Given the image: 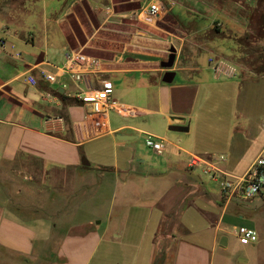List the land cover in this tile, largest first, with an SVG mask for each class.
Listing matches in <instances>:
<instances>
[{
	"label": "crops",
	"instance_id": "0c3cea01",
	"mask_svg": "<svg viewBox=\"0 0 264 264\" xmlns=\"http://www.w3.org/2000/svg\"><path fill=\"white\" fill-rule=\"evenodd\" d=\"M157 2L169 25L150 44L127 42L96 56L103 72L80 85L111 81L119 110L89 115L70 77L66 86L45 79L68 53L83 51V18L111 29ZM172 53L173 65L164 66ZM216 58L235 63L238 75L217 79ZM226 96L231 114H207L208 100ZM256 102L264 105V0H0V264H234L233 257L258 264L262 194L226 201L201 170L188 169L191 153L223 154L224 169L244 174L264 154V139L257 143L254 134L264 127ZM217 132L230 133L216 146L221 151ZM147 136L162 139L165 151L149 150ZM252 147L258 153L245 155ZM233 215L250 217L259 239L233 242V252L222 254L237 238L226 223ZM52 238L55 256L43 263Z\"/></svg>",
	"mask_w": 264,
	"mask_h": 264
},
{
	"label": "built area",
	"instance_id": "2783aa9c",
	"mask_svg": "<svg viewBox=\"0 0 264 264\" xmlns=\"http://www.w3.org/2000/svg\"><path fill=\"white\" fill-rule=\"evenodd\" d=\"M160 3H149L143 6L138 16L141 18H156L161 15ZM104 63L102 59L84 53L83 51H72L68 53L67 59L61 67L55 71L45 73V79L50 83L66 86L64 76L79 86L77 97L89 107L88 114L101 117L108 109H120V104L113 97L114 84L109 80L102 81L100 87H80L89 74L103 72ZM211 69L217 79H231L238 75V66L225 58L212 59ZM36 82L35 79H32ZM102 123L100 119L97 123ZM100 123V124H101ZM146 145L151 147L157 154H162L166 147L162 139L147 136ZM225 155H212L204 157L198 153H191L188 159L189 170H201L219 185L223 198L226 201H247L257 197L264 192V154L258 156L250 165L249 169L242 175H236L224 169L221 164L225 162ZM236 235L241 244L248 245L256 243L259 239L257 229L249 225L234 226Z\"/></svg>",
	"mask_w": 264,
	"mask_h": 264
},
{
	"label": "rangeland",
	"instance_id": "374dc122",
	"mask_svg": "<svg viewBox=\"0 0 264 264\" xmlns=\"http://www.w3.org/2000/svg\"><path fill=\"white\" fill-rule=\"evenodd\" d=\"M146 6V5H145ZM129 9L133 8L132 6H127ZM136 8V7H135ZM139 10L138 12H135L128 16L126 19L123 20V22H113V26L109 28H100L95 29L91 27L87 19L83 18L82 24L83 28L78 26L79 30H83L85 28V32L81 31L78 39L81 41V43L84 45L83 52L89 55L98 56V57H110L112 54H114L116 51H120L125 43L127 42H135V43H143V44H150L152 37H154V31L158 29V27H165L168 26L169 22L165 20L163 17H156V18H141L138 16V13L142 9V5L137 7ZM172 25V24H171ZM114 28V29H113ZM135 33V34H134ZM106 49V50H104ZM128 55H132V52H126ZM229 60V59H228ZM231 61V60H230ZM232 62V61H231ZM260 95L256 96V99H258ZM256 110L258 112L264 113V105H260L258 102H256ZM207 114L211 113L213 111H216L218 114L219 112H225L226 114L230 113L234 110L232 100H230L227 96L221 97L217 100L210 99L207 101L206 107L204 109ZM220 116V115H219ZM261 124V123H260ZM217 139L213 142V145L220 146L223 143V138L227 137L230 133H220L217 132ZM252 134V133H251ZM256 135L257 143L261 142L264 139V127L257 125L256 132L254 133ZM238 135V134H237ZM239 138V137H238ZM247 146H254L252 142H248ZM150 150L151 147L147 146ZM249 147V148H250ZM152 149V148H151ZM217 151H221L220 147H216ZM254 148L252 147L251 150H247L245 155L253 154ZM220 153V152H219ZM258 153V151H255L253 156H255ZM244 163H239V169H242ZM203 178L206 184L208 186L215 190L216 192H219L220 188L217 185V182L211 180L210 177L205 176V173L203 174ZM259 200L258 202V211L256 215L257 223L256 225H261L263 235H264V192L261 196H258ZM226 223L231 231L235 233L234 225L240 226V225H250L252 226L253 223L250 221V217H229V219H226ZM255 224V223H254ZM64 229H61L60 227L58 229H55V232L61 231ZM204 237H207V234H203ZM227 237V236H226ZM56 238V237H55ZM230 247L220 250V253L222 254H231L232 251V245L233 242L236 245H240V242L238 240V237H232L230 236ZM53 238L49 242V245L45 248L44 251H42L41 259L43 260V263L47 262L48 260H51L56 253V250L54 248V244L52 243ZM52 243V244H51ZM247 249H250L249 247ZM254 252H257L259 255V261L258 264H264V242L263 245L258 247L257 250ZM46 256V257H45ZM237 257L232 258V263L238 264V262H235ZM239 260V258H238ZM34 261H32L33 263Z\"/></svg>",
	"mask_w": 264,
	"mask_h": 264
},
{
	"label": "water",
	"instance_id": "95a60500",
	"mask_svg": "<svg viewBox=\"0 0 264 264\" xmlns=\"http://www.w3.org/2000/svg\"><path fill=\"white\" fill-rule=\"evenodd\" d=\"M174 58H175V53H172L170 55L169 60L163 63L164 66H171V65H173ZM173 78H174V73L173 72H170V71H168L165 74V76H164V80L165 81H168V82L172 81ZM170 129L171 130H175V131H188L189 127L188 126H184V125H171L170 126ZM120 136L122 138H130L129 135H120V134H118V137H120ZM83 162H84V164H89V161L86 158L83 159ZM185 173L188 174V175H190V176H192V177H194V178H196V179H199V180L201 179L200 176L197 173L193 172V171H185ZM221 243H222V245H226L227 244V237L226 236H223L222 237Z\"/></svg>",
	"mask_w": 264,
	"mask_h": 264
}]
</instances>
